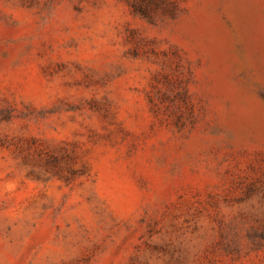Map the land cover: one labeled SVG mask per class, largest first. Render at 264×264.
Instances as JSON below:
<instances>
[{"label": "rangeland", "instance_id": "374dc122", "mask_svg": "<svg viewBox=\"0 0 264 264\" xmlns=\"http://www.w3.org/2000/svg\"><path fill=\"white\" fill-rule=\"evenodd\" d=\"M0 264H264V0H0Z\"/></svg>", "mask_w": 264, "mask_h": 264}]
</instances>
